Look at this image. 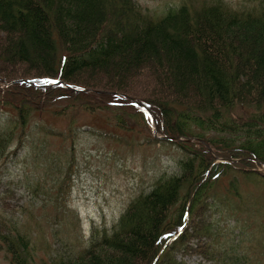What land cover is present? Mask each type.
Masks as SVG:
<instances>
[{"label": "trees", "instance_id": "trees-1", "mask_svg": "<svg viewBox=\"0 0 264 264\" xmlns=\"http://www.w3.org/2000/svg\"><path fill=\"white\" fill-rule=\"evenodd\" d=\"M255 3L179 0L155 16L136 0H0V83L10 84L0 104L14 111L0 129V161L34 113L72 125L81 111L116 131H141L148 119L123 96L144 105L159 136L182 138L173 143L184 154L176 172L158 176L109 228L93 227L81 253L39 264L246 263L234 253L247 224L233 222L228 236L217 226L245 203L249 216L259 201L249 202L242 186L264 184L254 162L264 164V0ZM135 79L143 81L137 88ZM1 225L9 264H36L26 233Z\"/></svg>", "mask_w": 264, "mask_h": 264}, {"label": "rangeland", "instance_id": "rangeland-1", "mask_svg": "<svg viewBox=\"0 0 264 264\" xmlns=\"http://www.w3.org/2000/svg\"><path fill=\"white\" fill-rule=\"evenodd\" d=\"M136 1L158 16L178 0ZM224 1L248 8L259 0ZM135 80L137 88L143 81ZM21 82L28 84L26 80ZM9 85L0 83V88ZM13 114L0 104V129L10 125ZM147 118L146 127L140 126L141 131L131 135L116 131L101 116L81 111L71 119L72 125L67 118L45 111L31 115L24 137L15 138L0 161V223L5 220L8 226L26 233L36 250V264L57 254L64 257L81 253L93 227L109 228L129 201L146 191L158 176L178 170L183 152L173 142L149 140L148 131L153 135L157 130L155 118ZM44 124L54 133L62 132L61 137L48 134ZM69 125L72 132L67 130ZM104 131L117 139L103 136ZM257 170L264 169L259 165ZM257 183L242 186L249 202L254 201L253 197L259 201H254L256 206H252L249 216L244 210L250 205L245 203L236 206L229 217L222 214L218 219L217 230L226 236L235 232L229 229L233 222L247 224L248 228L243 225V244L234 253L244 256L245 264H264V184ZM187 260L193 263L196 258ZM0 264H9L2 249Z\"/></svg>", "mask_w": 264, "mask_h": 264}, {"label": "water", "instance_id": "water-1", "mask_svg": "<svg viewBox=\"0 0 264 264\" xmlns=\"http://www.w3.org/2000/svg\"><path fill=\"white\" fill-rule=\"evenodd\" d=\"M27 82H28V81H27ZM52 83H53L54 85L63 86V87H65V88H70V89H71L70 86L64 84V83L61 82V81H54V82H52ZM8 84H9V83H8ZM28 84L35 86L34 83H30V82H28ZM42 86H43V87H46V86H48V84H43ZM74 90L78 91L77 89H74ZM79 91L87 92V90H79ZM115 95H119V94H118V93H115ZM125 97H126V99H128L129 101L133 102V103L136 105L137 108H139L141 111H143V112L145 113V115L151 117V116H150V113L144 108V106H143L139 101H137V100L134 99V98H130V97H127V96H125ZM125 97H124V98H125ZM153 136H154L155 138H160V137L157 136L156 132L153 134ZM162 138H163V139H166V140H168V141H179V140H181L179 137H162ZM192 140H193V139H191V138H187V139H186V141H192ZM199 142H200L201 144H203V145L208 149V151H209L210 153H212V151L210 150L209 146L207 145V143H206L205 141H203V140H199ZM232 161H233V160H229L228 162H232ZM254 162L259 163V165H261V166L264 168V164H263V163H261V162H257V161H255V160H254Z\"/></svg>", "mask_w": 264, "mask_h": 264}]
</instances>
